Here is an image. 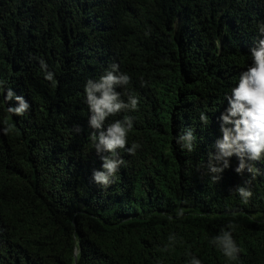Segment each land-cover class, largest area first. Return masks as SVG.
Masks as SVG:
<instances>
[{"label":"trees","instance_id":"trees-1","mask_svg":"<svg viewBox=\"0 0 264 264\" xmlns=\"http://www.w3.org/2000/svg\"><path fill=\"white\" fill-rule=\"evenodd\" d=\"M261 25L264 0H0V264H264V157L246 160L255 179L236 156L216 182L208 169ZM114 63L139 103L105 121L133 120L105 188L85 85ZM189 129L191 152L176 143ZM221 230L237 259L212 243Z\"/></svg>","mask_w":264,"mask_h":264},{"label":"clouds","instance_id":"clouds-1","mask_svg":"<svg viewBox=\"0 0 264 264\" xmlns=\"http://www.w3.org/2000/svg\"><path fill=\"white\" fill-rule=\"evenodd\" d=\"M259 31L262 38L250 49L252 64L246 71L240 73L238 85L232 89L231 95L225 97L229 107L220 117L222 138L215 142V153H209L208 169L216 174L212 176L214 182L220 179V173L229 168V160L233 156L239 160L235 171L243 173L247 168L255 179L258 169L246 164V160L258 161L264 157V25L260 26ZM41 67L46 71L47 65L43 61ZM45 79L53 81L54 74L46 71ZM129 83L130 77L119 72V65L114 63L110 71L98 80H88L85 85L86 103L90 112L88 124L94 130L91 140L95 145L96 153L103 161V170H94L93 180L105 188L113 183L112 178L124 163L119 158L117 149L126 148L127 135L133 127V120L131 117L115 120L108 124L106 129L105 121L108 117L124 110H137L138 98L129 95L128 101L125 102L121 99L120 92L115 90L117 86L124 87ZM2 85L3 81H0V86ZM5 99L7 101L15 99L18 102V106L8 108L9 113L23 115L30 108L23 96H16L11 89L7 91ZM208 119V116L201 113L200 120L203 123L207 124ZM12 130L11 126H7L0 129V132L8 135ZM194 140L193 131L189 129L177 137L176 143L191 152L194 149ZM138 147L139 145L134 143L126 150L134 155ZM237 192L245 203L252 196V192L245 187H238ZM177 216H183V209L177 213ZM227 227L234 229L232 223ZM175 239V236H170V243L175 242ZM212 243L229 260L238 258L240 248L236 245L231 231L221 230V233L213 238ZM189 264H202V261L192 256Z\"/></svg>","mask_w":264,"mask_h":264}]
</instances>
